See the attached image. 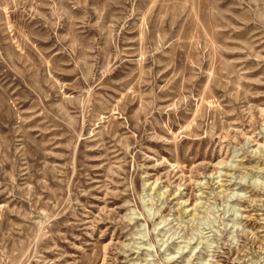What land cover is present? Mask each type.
<instances>
[{"label": "rangeland", "instance_id": "374dc122", "mask_svg": "<svg viewBox=\"0 0 264 264\" xmlns=\"http://www.w3.org/2000/svg\"><path fill=\"white\" fill-rule=\"evenodd\" d=\"M0 264H264V0H0Z\"/></svg>", "mask_w": 264, "mask_h": 264}, {"label": "bare ground", "instance_id": "6f19581e", "mask_svg": "<svg viewBox=\"0 0 264 264\" xmlns=\"http://www.w3.org/2000/svg\"><path fill=\"white\" fill-rule=\"evenodd\" d=\"M259 187V186H258ZM242 198V197H241Z\"/></svg>", "mask_w": 264, "mask_h": 264}]
</instances>
